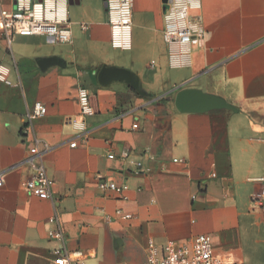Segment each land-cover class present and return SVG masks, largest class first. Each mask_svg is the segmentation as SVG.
<instances>
[{"label":"crops","instance_id":"crops-1","mask_svg":"<svg viewBox=\"0 0 264 264\" xmlns=\"http://www.w3.org/2000/svg\"><path fill=\"white\" fill-rule=\"evenodd\" d=\"M170 1L134 0L127 50L111 45L106 0L69 1L71 43L16 36L9 49L0 36L10 68L9 84L0 81V264H60L55 212L86 264H143L150 240L161 249L201 235L226 264H264L262 184L249 181L264 177V0H201L191 16L204 41L182 67L164 41ZM104 66L136 74L141 93L125 81L101 85ZM83 87L95 114L81 126ZM188 90L232 109L180 112L176 97ZM38 101L47 114L28 129ZM35 147L55 205L23 186ZM99 177L129 189L103 191Z\"/></svg>","mask_w":264,"mask_h":264},{"label":"built area","instance_id":"built-area-1","mask_svg":"<svg viewBox=\"0 0 264 264\" xmlns=\"http://www.w3.org/2000/svg\"><path fill=\"white\" fill-rule=\"evenodd\" d=\"M13 7L10 9L2 6L0 0V36L7 41L9 49L16 36H45L53 44L71 43L72 31L69 21L70 0H11ZM109 24L111 28V45L114 49L127 50L131 47L133 26L134 0H106ZM202 8L201 0H171L164 14V41L171 49V59L177 66L188 65L194 51L202 46L205 31L200 16L192 17V10ZM87 29V25H82ZM10 68L0 64V81L9 84ZM81 104V123L84 126L86 119L95 114L91 105V94L86 88L79 91ZM47 107L38 101L28 111L27 128H31L36 118L47 114ZM135 124L133 129L136 130ZM76 144H71L75 147ZM35 147L30 150L32 155L27 163L34 173L30 179L23 183L24 188L32 195L51 200L55 205L53 196L54 181L49 177L43 164L40 166L34 162L38 154ZM124 157L129 153L125 152ZM110 155V159H114ZM140 166V163H137ZM249 181L262 184V189L255 196L254 202L264 208V177L250 178ZM99 188L103 191H112L124 196L128 191L127 185H118L104 178H98ZM4 186V176L0 174V188ZM116 215L132 219L134 216L122 210L116 211ZM55 228L49 231V238L55 240L59 246L56 253L61 259L60 264H86L83 251L68 248L66 233L60 223L57 212L51 218ZM143 264H226L214 253L213 238L209 235H201L193 239L190 244L178 245L174 242L167 243L163 248L150 240L147 249V258Z\"/></svg>","mask_w":264,"mask_h":264},{"label":"water","instance_id":"water-1","mask_svg":"<svg viewBox=\"0 0 264 264\" xmlns=\"http://www.w3.org/2000/svg\"><path fill=\"white\" fill-rule=\"evenodd\" d=\"M101 85L125 81L141 93L142 83L138 76L128 70L104 66L98 74ZM176 106L180 112H205L212 109H232V107L217 98L201 95L195 90L181 91L176 97Z\"/></svg>","mask_w":264,"mask_h":264}]
</instances>
